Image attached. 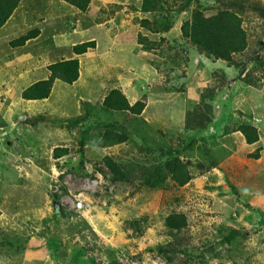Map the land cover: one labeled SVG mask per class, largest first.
Masks as SVG:
<instances>
[{"label":"rangeland","instance_id":"1","mask_svg":"<svg viewBox=\"0 0 264 264\" xmlns=\"http://www.w3.org/2000/svg\"><path fill=\"white\" fill-rule=\"evenodd\" d=\"M36 3H23L0 33V264H264V0H91L86 11ZM182 3L189 9L179 13ZM38 4L53 29L16 45L36 27L26 8L37 19ZM194 9L241 16L244 53L226 60L189 46L181 25ZM89 38L97 44L80 55L76 81L22 97L56 50L64 57ZM114 88L145 105L125 141L103 146L97 118L112 114L101 104ZM189 112L202 125L187 127ZM124 118L112 115L120 126ZM241 125L258 140L248 143ZM56 147L67 153L56 157ZM106 155L128 180L100 171ZM173 160L186 165L187 183L167 170L145 183L144 167ZM173 215L185 216L179 237L188 241L161 250L175 237Z\"/></svg>","mask_w":264,"mask_h":264},{"label":"trees","instance_id":"2","mask_svg":"<svg viewBox=\"0 0 264 264\" xmlns=\"http://www.w3.org/2000/svg\"><path fill=\"white\" fill-rule=\"evenodd\" d=\"M20 1L21 0H0V26L9 19L13 11L18 7ZM64 1L84 11L88 9L91 2V0ZM144 2H146V0H144ZM188 9L189 6L182 3L177 7V12L181 13ZM181 31L183 39L189 46L195 47L200 53L208 57L230 60L232 55L240 52L244 53L247 48L248 42L246 31L242 25V18L235 11L228 9H222L217 14L209 16L204 14L201 10L194 9L192 10L191 17L182 23ZM32 35L33 33L31 32L19 38L16 43H24L26 39ZM95 44V40L86 41L74 46V50L78 54L84 53L88 48L94 47ZM79 68L80 64L78 58L62 60L51 64L49 66L51 75L47 79L38 80L25 88L22 92V97L27 100L47 98L51 93L56 79H61L71 84L79 78ZM144 105L145 102L143 100H138L134 104H131L121 89L114 88L106 94L102 101L101 108L113 112L110 116L109 113L106 112L107 117L105 119L101 116L97 118V123L105 128L101 145L107 146L111 143L125 141L127 139L126 128L132 121L130 116L142 113ZM85 108H88V106L85 105ZM116 112L125 113V118L121 126L116 124V121L112 119L113 113ZM201 122L200 117H194L192 112L187 114V127L197 128L199 125H202ZM239 130L244 134L248 143H253L258 140V133L254 126L241 125ZM65 153H67V148H55L54 155L56 157L64 155ZM256 157H258V154ZM175 161L166 162L168 166L166 168L162 165L154 166L152 169L144 167L143 172L146 174L145 183L156 184L157 181L162 178V172L166 170L174 176V179H176L179 184L187 183L190 180V173L186 165L182 162L176 163ZM212 165H217V162L214 161ZM99 169L114 182L125 181L128 180L129 177L122 165L113 160L110 155L105 156L104 168L100 167ZM52 197L55 201L59 200L57 193H53ZM58 209L56 210L57 212H59ZM168 221V225L171 229L170 233L174 234L175 237H173L172 241H169L170 243L164 247H160V249L178 251L183 244L180 240L183 239L186 243L188 241L184 237H179L181 230L187 225V220L184 215H173ZM234 231L233 229L232 232ZM186 255H188V253Z\"/></svg>","mask_w":264,"mask_h":264},{"label":"crops","instance_id":"3","mask_svg":"<svg viewBox=\"0 0 264 264\" xmlns=\"http://www.w3.org/2000/svg\"><path fill=\"white\" fill-rule=\"evenodd\" d=\"M31 1L32 2H34V3H36L37 2V0H21L20 1V3H19V5H18V7L13 11V13H12V15L9 17V19H7V21L2 25V26H0V33H3L4 31H5V29H6V27H7V25H8V23H10L11 22V20H13V18L15 17V14L17 13V10L19 9V8H22L23 7V3L25 4V7L27 6V8H28V6L29 5H31V4H29V3H31ZM37 4V3H36ZM27 8H26V17L28 18H30V16H32V17H34V19L35 20H37L38 21V23L36 24V27L35 28H33V29H31V30H28L25 34H22V35H20V36H18V37H16L15 39H14V41L13 42H16L19 38H21V37H23V36H25V35H27V34H29V33H33V35L32 36H30L29 38H27L26 39V41L24 42V43H17L16 45H24L27 41H29L30 39H36V43L38 44V40L42 37V35L45 33V30H46V28L47 27H49L50 26V24H46L45 26L44 25H42L41 23H42V20H43V18H46V22H49V17H45L44 15H45V9H40V7H39V4H38V10L35 12V14L34 15H36L37 13H38V17H37V19H36V17L35 16H33V14L31 13V12H28V10H27ZM26 18V19H27ZM44 21H45V19H44ZM52 21V20H51ZM54 23H55V20H53L52 21V26H50L52 29H53V27H54ZM20 25H21V23H20ZM49 27V28H50ZM2 30H4V31H2ZM76 31H78V29H76ZM75 32V31H74ZM64 33H66V32H64ZM72 34V32L70 33V35ZM52 36L53 37H55V38H59V39H61L62 41H64L63 43H64V45H65V42L70 38V37H64V35L63 34H52ZM91 40H95V38H89V39H86V40H81L80 42H78V43H74V44H72V46H71V48L69 49L70 50V52H69V54H67V53H64V55L65 54H67L66 56H64V57H61V58H59V56H60V51H55V53L53 54V56L55 55V58L54 59H52L51 61H49L48 62V64H47V73H46V76L45 77H43V78H39V79H36V80H34L33 82H31L30 84H28L25 88H27L28 86H30L31 84H33L34 82H36V81H38V80H41V79H47L50 75H51V71H50V69H49V66L51 65V64H54V63H56V62H58V61H62V60H69V59H73V58H78V59H80V55L81 54H83V53H80V54H78V53H76L75 52V50H74V46H76L77 44H79V43H83V42H86V41H91ZM96 41V40H95ZM11 42V41H10ZM68 43V42H67ZM73 43V42H72ZM96 44H97V42H95ZM52 49H58V48H56V47H54V48H52ZM38 56V55H37ZM79 63H80V60H79ZM33 72H32V77H36V72H37V68L36 67H33V70H32ZM79 73H80V68H79ZM38 74V73H37ZM62 81L61 79H56L55 80V82H54V84L55 83H57V81ZM59 81V82H60ZM53 87H54V85H53ZM52 87V89H54ZM24 88V89H25ZM23 89V90H24ZM23 92V91H22ZM51 92H52V90H51ZM108 94V93H107ZM27 100V99H26ZM31 100H34V99H31Z\"/></svg>","mask_w":264,"mask_h":264}]
</instances>
